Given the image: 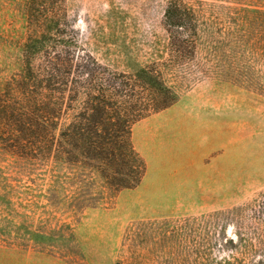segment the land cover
I'll return each instance as SVG.
<instances>
[{"label": "rangeland", "instance_id": "1", "mask_svg": "<svg viewBox=\"0 0 264 264\" xmlns=\"http://www.w3.org/2000/svg\"><path fill=\"white\" fill-rule=\"evenodd\" d=\"M20 1L0 0V78L10 74ZM67 1L81 46L100 61L124 69L163 49L169 0ZM200 1L215 6L206 20L224 6L264 11V0ZM230 62L210 58L205 41L185 70L166 75L179 100L133 127L147 164L135 189L0 156V264H208L228 239L261 231L264 59Z\"/></svg>", "mask_w": 264, "mask_h": 264}, {"label": "trees", "instance_id": "2", "mask_svg": "<svg viewBox=\"0 0 264 264\" xmlns=\"http://www.w3.org/2000/svg\"><path fill=\"white\" fill-rule=\"evenodd\" d=\"M16 6L21 29L10 74L0 78V156L54 170L84 168L114 192L135 189L146 176L133 127L178 102L169 72L185 70L205 41L209 57L225 64L264 59V11L254 8L219 7V17L206 20L215 8L208 2L169 0L163 49L150 61L129 60L120 69L81 46L67 0ZM254 215L261 231L228 239L223 256H209L208 264H264V203Z\"/></svg>", "mask_w": 264, "mask_h": 264}]
</instances>
